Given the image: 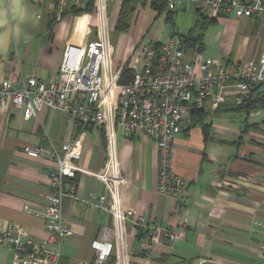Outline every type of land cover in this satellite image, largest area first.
Here are the masks:
<instances>
[{
	"label": "crops",
	"instance_id": "1",
	"mask_svg": "<svg viewBox=\"0 0 264 264\" xmlns=\"http://www.w3.org/2000/svg\"><path fill=\"white\" fill-rule=\"evenodd\" d=\"M116 4L114 15L109 8L112 29L122 7ZM46 10L49 17L44 20ZM55 12L52 0H0V80L10 79L16 85L23 75L29 74L52 81L67 45L84 46L88 27H95V17L70 13L55 21ZM244 18L254 21L251 35L245 36L242 51L229 57L259 59L264 51V28L258 18ZM135 27L131 23L129 30L111 37L112 69L143 68L141 56L133 55L139 37L126 39L136 32ZM252 42L253 51L249 54ZM193 53L194 56L186 54V57H201ZM227 112L232 111L224 113ZM240 112L246 116L243 121L225 118L222 112H211L206 120L207 135L202 125L191 123L187 131L176 137L173 169L185 181L178 197L162 194L157 188L158 153L153 138L126 137L117 125L118 159L128 180L123 208L135 209L147 221L144 227L127 222V246L137 264H264V107ZM79 135L84 140L77 161L79 167L102 172L108 157L104 129L94 125L83 128L75 117L57 108L45 106L38 116L25 119L23 110L11 102L2 105L0 233L12 222L35 240H48L46 218L37 212L43 211L47 204L52 162L26 155L23 147L49 142L61 145ZM83 170L77 173L75 198H64V222L73 234L60 245L48 243L50 249L61 252L59 264H78L92 258L93 241L113 224L112 215L93 201L94 196L106 192L104 182ZM153 225H185L187 232L170 246L162 239L155 238L153 242L150 232ZM150 247L152 253L147 255L144 251ZM14 261V249L0 243V264H15Z\"/></svg>",
	"mask_w": 264,
	"mask_h": 264
},
{
	"label": "built area",
	"instance_id": "2",
	"mask_svg": "<svg viewBox=\"0 0 264 264\" xmlns=\"http://www.w3.org/2000/svg\"><path fill=\"white\" fill-rule=\"evenodd\" d=\"M55 16L61 21L71 8L86 10L91 0H52ZM131 0H94L95 27H88L84 46L69 44L65 48L59 71L52 81L35 75H23L16 85L10 79L0 80V111L7 101L22 109L25 119L38 116L43 107L57 108L77 119L83 128L90 125L104 129L108 138V157L104 170L94 173L78 165L84 140L81 135L57 145L23 147L32 158L52 162L51 177L45 209L37 212L46 218L47 241L35 240L19 224L9 222L0 233V243L14 249L15 264H59L61 252L48 247L60 245L73 234L65 225L64 198H75L77 173L81 170L97 175L106 192L94 196V202L113 217V224L104 228L92 247L94 256L78 264H137L127 246V222L146 226L143 215L133 208L124 209L123 201L128 184L122 174L117 150L116 127L120 125L126 137L147 135L157 147V188L160 193L180 196L184 178L173 169L174 142L202 109L214 112L221 104L232 100L236 105L253 97L256 86L264 84V51L259 59L228 57H186V42L173 30L163 43L141 41L134 46L133 55L141 56L143 68L122 81V69L111 68L112 15L109 3ZM143 3L147 0H136ZM153 1V0H151ZM208 20L234 14L236 17H255L264 28V0H166L168 10L186 9ZM118 9V8H116ZM264 35V34H263ZM231 95V96H230ZM155 238L173 246L187 232L179 227H150ZM152 253V247L146 251Z\"/></svg>",
	"mask_w": 264,
	"mask_h": 264
},
{
	"label": "rangeland",
	"instance_id": "3",
	"mask_svg": "<svg viewBox=\"0 0 264 264\" xmlns=\"http://www.w3.org/2000/svg\"><path fill=\"white\" fill-rule=\"evenodd\" d=\"M48 1L49 0H47V2ZM127 2L131 3V1ZM145 2L142 4L138 2H132V5H134L136 8L133 11L129 10L128 18L126 20L129 24L134 23L136 26V32L130 33L126 37L127 40H129L131 37H139L138 40L139 42L141 41L142 44L144 42H152L156 39L165 42L172 34L173 27H175L178 35H184L188 33L191 28H194L197 18H200V14L195 12L191 5H187L186 9L179 10L172 20H166V10L163 11L160 16L155 18L157 11L151 7V0H148L146 3ZM115 4L116 3L109 4L112 15H114L115 9L117 8V4ZM122 4L123 2H121V5ZM129 7H131V4ZM137 14L139 16L136 18ZM48 17L49 15L46 10L44 14V20H47ZM117 19L118 18H116V21ZM253 27L254 21L252 19L248 20V18L236 17L234 14H231L228 17L220 18L219 22L211 25L206 30V48L201 53H199V56L217 57L224 60L229 57V54L235 57L242 51V48H244V38L245 36L251 35V30ZM196 30H198L197 27ZM143 31L146 33H144L145 35L142 34ZM118 33L119 32L117 30L112 29L111 37L113 39L118 37ZM253 45L254 42L250 44V48L248 47L249 54H252ZM261 49L262 46L260 47L259 53L261 52ZM187 54L194 56L192 51H188ZM223 116L225 118L236 117L239 121H243L244 117H246L245 114L241 113L240 111H236L235 113L233 111L227 112L224 113Z\"/></svg>",
	"mask_w": 264,
	"mask_h": 264
},
{
	"label": "trees",
	"instance_id": "4",
	"mask_svg": "<svg viewBox=\"0 0 264 264\" xmlns=\"http://www.w3.org/2000/svg\"><path fill=\"white\" fill-rule=\"evenodd\" d=\"M131 4V7L129 5ZM151 7L157 11V16L161 15L163 11L166 10V20H172L177 12H173L168 10L166 7V0H153L151 1ZM135 6L132 5V1L127 2L124 1L122 4V8L120 9V14L118 15V19L115 24V30L118 32H124L130 29L131 24L127 22L128 12L133 11ZM94 10V0H91L90 5L86 10L71 8L64 12V16L66 14L72 15H80L83 12H93ZM201 18V19H200ZM200 18H197L194 28H191L188 33L182 35L185 38L186 42V50L193 51L195 53H201L206 48L205 36L206 30L211 26L216 24L218 21L217 19L208 20L203 18L200 15ZM55 21H57L55 16ZM196 27L198 30H196ZM135 73L134 70L124 67L122 71V81L129 79ZM256 92L254 93L253 97L246 99L242 104L236 105L235 103H223L221 104L213 113L216 112H226V111H246L249 112L252 109H257L259 107H264V84L256 86ZM211 115L210 110L202 109L194 113L192 120L189 123V126L185 131L192 126H196L197 124L202 125L203 131L207 135V131L209 128V123L206 120Z\"/></svg>",
	"mask_w": 264,
	"mask_h": 264
},
{
	"label": "bare ground",
	"instance_id": "5",
	"mask_svg": "<svg viewBox=\"0 0 264 264\" xmlns=\"http://www.w3.org/2000/svg\"><path fill=\"white\" fill-rule=\"evenodd\" d=\"M179 10H181V9H177V10H174L173 12H178ZM172 11V10H171ZM175 29V27H173V30ZM173 30H172V32H173Z\"/></svg>",
	"mask_w": 264,
	"mask_h": 264
},
{
	"label": "flooded vegetation",
	"instance_id": "6",
	"mask_svg": "<svg viewBox=\"0 0 264 264\" xmlns=\"http://www.w3.org/2000/svg\"><path fill=\"white\" fill-rule=\"evenodd\" d=\"M186 129H187V128H186ZM186 129H185V130H186ZM185 130H184V131H185ZM184 131H183V132H184Z\"/></svg>",
	"mask_w": 264,
	"mask_h": 264
}]
</instances>
